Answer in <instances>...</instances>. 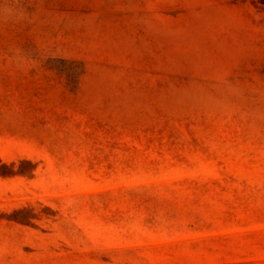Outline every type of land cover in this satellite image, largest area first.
I'll return each mask as SVG.
<instances>
[{"label": "rangeland", "instance_id": "obj_1", "mask_svg": "<svg viewBox=\"0 0 264 264\" xmlns=\"http://www.w3.org/2000/svg\"><path fill=\"white\" fill-rule=\"evenodd\" d=\"M0 264H264V0H0Z\"/></svg>", "mask_w": 264, "mask_h": 264}, {"label": "clouds", "instance_id": "obj_2", "mask_svg": "<svg viewBox=\"0 0 264 264\" xmlns=\"http://www.w3.org/2000/svg\"><path fill=\"white\" fill-rule=\"evenodd\" d=\"M25 15H26L25 11L19 8H14L12 6L0 7V18L3 19H10V18L23 19Z\"/></svg>", "mask_w": 264, "mask_h": 264}]
</instances>
